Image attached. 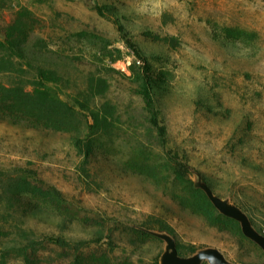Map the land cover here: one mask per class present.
I'll list each match as a JSON object with an SVG mask.
<instances>
[{
  "label": "rangeland",
  "instance_id": "1",
  "mask_svg": "<svg viewBox=\"0 0 264 264\" xmlns=\"http://www.w3.org/2000/svg\"><path fill=\"white\" fill-rule=\"evenodd\" d=\"M0 43V88L31 90L36 68L50 70L76 117L37 130L0 120L6 264H160L154 233L181 257L264 261L199 188L264 235V0H0ZM146 80L164 139L139 94Z\"/></svg>",
  "mask_w": 264,
  "mask_h": 264
},
{
  "label": "trees",
  "instance_id": "2",
  "mask_svg": "<svg viewBox=\"0 0 264 264\" xmlns=\"http://www.w3.org/2000/svg\"><path fill=\"white\" fill-rule=\"evenodd\" d=\"M24 42V40H17L7 43L10 50L16 51L15 53L19 59H23L21 51ZM0 47L5 48L2 43H0ZM56 79L58 78L55 72L37 67L36 74L31 81V90H26V86L23 85L12 87L11 89L0 88V114L2 115L0 120L9 122L17 127L22 126L34 130L46 129L48 125H56L60 128L73 125L76 120L74 108L62 102L60 98L54 94L52 89L49 88V83ZM150 91V86L146 80L139 94L143 98L150 123L157 130L158 136L164 139L166 133L165 127L160 126L158 122V111L156 110L155 102ZM1 109H3L2 112ZM8 113L13 114L9 115ZM94 120L97 121L96 115H94ZM173 171L176 177L183 181L181 171L175 168H173ZM21 180L10 185V193L14 196L18 197L19 194H21L20 192L25 191L24 187L28 186L25 184L26 181L24 179L21 178ZM189 184L191 185V182H189ZM49 195L56 198L61 197L60 192L54 188H50ZM201 195L204 197L202 193ZM160 232H167L171 235V230L168 228H164ZM58 245L62 247L67 246L62 240H58ZM25 250L26 247L18 248V251ZM6 257V253H1L0 264H6Z\"/></svg>",
  "mask_w": 264,
  "mask_h": 264
},
{
  "label": "water",
  "instance_id": "3",
  "mask_svg": "<svg viewBox=\"0 0 264 264\" xmlns=\"http://www.w3.org/2000/svg\"><path fill=\"white\" fill-rule=\"evenodd\" d=\"M199 188L204 192L206 198L222 216L237 222L240 225L242 235L256 244L264 253V235L258 233L251 225L247 215L238 207L229 204L220 197L214 195L210 187L205 184H199ZM154 236L166 243V250L161 256L160 264H233L228 262L223 254L213 248L198 251L191 257H181L176 249L175 241L172 237L164 233H154ZM243 264H264L262 263H243Z\"/></svg>",
  "mask_w": 264,
  "mask_h": 264
}]
</instances>
